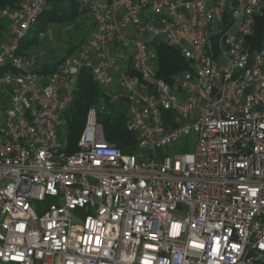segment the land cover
I'll use <instances>...</instances> for the list:
<instances>
[{
  "label": "built area",
  "instance_id": "2783aa9c",
  "mask_svg": "<svg viewBox=\"0 0 264 264\" xmlns=\"http://www.w3.org/2000/svg\"><path fill=\"white\" fill-rule=\"evenodd\" d=\"M76 2L92 29L47 73L21 44L48 0L2 12L0 264H264V0ZM161 41L191 64L172 82ZM83 68L126 105L139 154L106 140L96 108L64 150ZM191 133L192 151L159 154Z\"/></svg>",
  "mask_w": 264,
  "mask_h": 264
},
{
  "label": "trees",
  "instance_id": "16d2710c",
  "mask_svg": "<svg viewBox=\"0 0 264 264\" xmlns=\"http://www.w3.org/2000/svg\"><path fill=\"white\" fill-rule=\"evenodd\" d=\"M22 0H0V41L8 38L10 22L2 15L5 9H17ZM68 3L70 11L65 12L62 4ZM86 10L76 2V0H48V5L43 14L39 17L36 33L37 35L46 30L48 24H62L75 21L79 15ZM91 31V30H90ZM89 31V32H90ZM88 32V34H89ZM88 34L84 36L76 45H72L67 55L75 53L84 43ZM36 35V36H37ZM256 44H261L264 40V12L256 18L255 33L252 36ZM36 38L29 35L22 41L21 53L29 55V49L35 45ZM157 50V76L165 81L172 80L191 69L190 62L181 52L164 42L156 44ZM55 65V64H54ZM43 66L41 73H47L53 66ZM91 108L98 110L99 122L103 125L106 140L114 144L122 153L139 154L138 136L128 130V111L122 102L113 103L109 101V96L94 77L92 71L83 68L78 76L74 97L69 107L64 111L63 118L66 127L65 135H62L59 128V137L64 143V150L68 154H73L79 150L78 141L86 124L87 115ZM174 112L168 111L166 119L172 118ZM168 125L169 122H167ZM171 123V122H170Z\"/></svg>",
  "mask_w": 264,
  "mask_h": 264
},
{
  "label": "rangeland",
  "instance_id": "374dc122",
  "mask_svg": "<svg viewBox=\"0 0 264 264\" xmlns=\"http://www.w3.org/2000/svg\"><path fill=\"white\" fill-rule=\"evenodd\" d=\"M62 10L70 11L68 3L62 4ZM46 30L37 35L36 28L29 33V37L36 38L35 45L29 49V53L37 58V66H52L58 60L68 54L72 45H76L92 29V20L90 14L85 11L82 15L76 18L75 21L65 22L62 24H48ZM37 35V36H36ZM62 135H65L66 127L61 126ZM196 134L180 139L178 142L167 147V150H160L159 154L169 155L174 157L176 154L192 151L195 146ZM57 200L53 197H47L43 202H36L37 207L46 209L50 204L56 203ZM14 264V263H9Z\"/></svg>",
  "mask_w": 264,
  "mask_h": 264
},
{
  "label": "crops",
  "instance_id": "0c3cea01",
  "mask_svg": "<svg viewBox=\"0 0 264 264\" xmlns=\"http://www.w3.org/2000/svg\"><path fill=\"white\" fill-rule=\"evenodd\" d=\"M30 54V53H29ZM55 64V63H54Z\"/></svg>",
  "mask_w": 264,
  "mask_h": 264
}]
</instances>
